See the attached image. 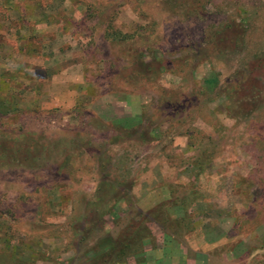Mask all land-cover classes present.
Instances as JSON below:
<instances>
[{"label": "rangeland", "instance_id": "obj_1", "mask_svg": "<svg viewBox=\"0 0 264 264\" xmlns=\"http://www.w3.org/2000/svg\"><path fill=\"white\" fill-rule=\"evenodd\" d=\"M35 1L67 34L0 2V264H264V0Z\"/></svg>", "mask_w": 264, "mask_h": 264}, {"label": "trees", "instance_id": "obj_2", "mask_svg": "<svg viewBox=\"0 0 264 264\" xmlns=\"http://www.w3.org/2000/svg\"><path fill=\"white\" fill-rule=\"evenodd\" d=\"M10 101L9 100H3L0 101V111H7L10 108ZM10 105V106H9ZM173 190V187H170V191ZM193 190V191H192ZM188 191L186 194L187 196H193L192 192H196L195 189H192ZM192 191V192H191ZM198 194V191L196 192ZM169 197H172L169 195ZM183 213L186 212V206H183ZM132 231V230H131ZM126 231L122 233H118L114 237L111 236H102L97 242L91 246V249L89 250V261L87 264H116L119 262L126 261V256H134V254L137 253L138 249H140V245L142 243L143 236L141 237L140 234H138L136 231ZM141 237V238H140ZM102 248L100 251L101 253L95 254V249ZM137 249V251H136ZM3 256L7 257V253H2ZM70 258H68L69 260ZM21 264V261L15 260L13 261V264ZM65 262V260H64ZM62 262V263H64ZM65 264V263H64Z\"/></svg>", "mask_w": 264, "mask_h": 264}, {"label": "crops", "instance_id": "obj_3", "mask_svg": "<svg viewBox=\"0 0 264 264\" xmlns=\"http://www.w3.org/2000/svg\"><path fill=\"white\" fill-rule=\"evenodd\" d=\"M6 1H10V2H13L12 4H18L19 3V1H21L20 2V4H22L23 3V6H25V12H20L19 11V14H17V15H20L19 17L18 16H16L14 19L13 18H10L12 21H13V23L15 22V20H18L19 19V24H21L22 22H23V20L22 19H24V22L25 23H30V24H28V26H27V28H30L31 29V33H32V36L33 37H36L37 38V41L35 42V43H25V42H27V39H25L27 36H26V33H24V31H23V28H24V26L22 25V26H18V30L20 31V33H22V37H21V50L23 51V52H28V53H32V55H34V54H39V52H40V47H41V45H40V42L42 43V42H45L46 43V40H41V36L43 35V37H48V38H50V39H52V38H54V37H56V35H58V34H60V35H63V34H67L65 31H64V29L63 28H59L58 30L56 29V28H48V25L50 24V22L53 20V17H51V16H49L47 13H45L46 15H41V14H38V16L36 15V14H29V16H30V19H29V21L27 20V18H28V12H29V9H28V7L29 8H31L32 7V5H34V4H38V5H41V1L40 2H36L35 0H32L33 2H29V1H31V0H28V3H26V0H4V4H5V2ZM15 1H16V3H15ZM0 2H1V0H0ZM1 4V3H0ZM43 14V13H42ZM8 15V14H7ZM13 14H9L8 16H12ZM15 15V14H14ZM43 16V17H42ZM20 17H22V18H20ZM58 19H60V17H57ZM28 21V22H27ZM31 21V22H30ZM23 22V23H24ZM40 23H42V24H40ZM15 24V23H14ZM28 33V32H27ZM30 33V34H31ZM23 35H25V36H23ZM28 35V34H27ZM24 37V38H23ZM50 43V42H49ZM48 43V44H49ZM68 46H67V44H64V45H60L59 46V51L57 52V51H55V52H53L54 54L53 55H51V57L53 58V60L52 61H54V57L57 55V53H60L61 54V56H63L64 54H65V51H66V48H67ZM64 57V56H63ZM46 58V57H45ZM39 59V58H38ZM55 60H58V59H55ZM60 60H61V58H60ZM59 60V61H60ZM61 62V61H60ZM53 63H56V65L54 66L55 67V70L57 69V67H58V65L60 64L61 66L59 67V69H61L64 65H62V63H58V62H53ZM53 68V67H52ZM58 71V69L53 73V74H56V72ZM61 82H63V81H61ZM68 83V82H67ZM55 104V103H54Z\"/></svg>", "mask_w": 264, "mask_h": 264}]
</instances>
